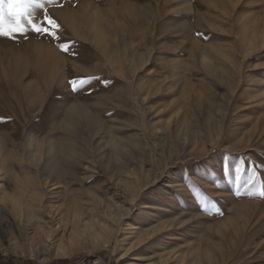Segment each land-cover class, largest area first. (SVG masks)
I'll list each match as a JSON object with an SVG mask.
<instances>
[{
    "label": "rangeland",
    "instance_id": "374dc122",
    "mask_svg": "<svg viewBox=\"0 0 264 264\" xmlns=\"http://www.w3.org/2000/svg\"><path fill=\"white\" fill-rule=\"evenodd\" d=\"M55 2L67 52L0 39V254L264 264V0Z\"/></svg>",
    "mask_w": 264,
    "mask_h": 264
},
{
    "label": "snow or ice",
    "instance_id": "6c2138e0",
    "mask_svg": "<svg viewBox=\"0 0 264 264\" xmlns=\"http://www.w3.org/2000/svg\"><path fill=\"white\" fill-rule=\"evenodd\" d=\"M46 4L58 5L55 0H0V39L14 40L18 37H26L29 33L47 36L49 39L57 41V47L63 52L69 50L68 45L59 43V32L61 26L53 19L47 11L43 12L42 18L33 15V9H45ZM198 36L201 34H197ZM93 78H74L69 81L72 92H77L91 82ZM227 171L225 165L222 169ZM255 173H251L254 177ZM244 189L247 195H258L264 198V186L257 190L254 179H249ZM239 189L236 190L237 197L243 195ZM209 202L205 201L202 207H206Z\"/></svg>",
    "mask_w": 264,
    "mask_h": 264
},
{
    "label": "trees",
    "instance_id": "16d2710c",
    "mask_svg": "<svg viewBox=\"0 0 264 264\" xmlns=\"http://www.w3.org/2000/svg\"><path fill=\"white\" fill-rule=\"evenodd\" d=\"M102 253H98V255L101 256ZM75 262L74 259H61L57 261H53L51 264H72ZM0 264H17L16 258L13 256H2L0 254ZM21 264H33L32 260H24L21 262Z\"/></svg>",
    "mask_w": 264,
    "mask_h": 264
},
{
    "label": "bare ground",
    "instance_id": "6f19581e",
    "mask_svg": "<svg viewBox=\"0 0 264 264\" xmlns=\"http://www.w3.org/2000/svg\"><path fill=\"white\" fill-rule=\"evenodd\" d=\"M125 6H127V5H125ZM127 7H129V5H128ZM132 7H133V6H132ZM132 7H131V8H132ZM83 16H84V15H83ZM92 21H93V20H92ZM78 35H79V34H78ZM102 46H103V45H102ZM6 63H7V62H6ZM32 214H33V213H32Z\"/></svg>",
    "mask_w": 264,
    "mask_h": 264
}]
</instances>
